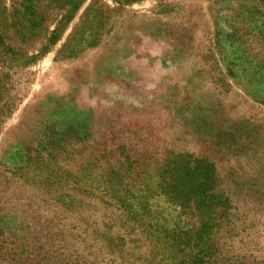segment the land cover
Here are the masks:
<instances>
[{"label":"rangeland","instance_id":"1","mask_svg":"<svg viewBox=\"0 0 264 264\" xmlns=\"http://www.w3.org/2000/svg\"><path fill=\"white\" fill-rule=\"evenodd\" d=\"M182 161L226 199L222 264H264V0H0V264H172L98 199L190 223Z\"/></svg>","mask_w":264,"mask_h":264},{"label":"trees","instance_id":"2","mask_svg":"<svg viewBox=\"0 0 264 264\" xmlns=\"http://www.w3.org/2000/svg\"><path fill=\"white\" fill-rule=\"evenodd\" d=\"M164 174L167 176L161 177L167 181L159 185L161 194L183 211L191 212L193 220L190 223L185 224L183 221V225L171 229L163 228L153 223V220L145 223V202L131 203L132 196L121 186L100 191L111 204L98 200L119 213L118 227L125 235L132 236L136 230L137 241L143 238L147 243L169 247L174 252L173 257L169 256L173 260L172 264H222L221 255L216 250L217 244L211 235L219 231L220 224L228 216L229 207L226 199L215 190L216 178L212 165L200 164V161L193 164L182 161L164 171ZM103 227L111 230L112 224L105 223ZM116 238L118 240L108 238V246L117 245L113 241H119L121 237ZM162 259L165 261L167 257Z\"/></svg>","mask_w":264,"mask_h":264}]
</instances>
